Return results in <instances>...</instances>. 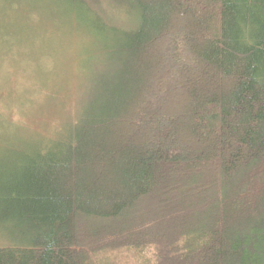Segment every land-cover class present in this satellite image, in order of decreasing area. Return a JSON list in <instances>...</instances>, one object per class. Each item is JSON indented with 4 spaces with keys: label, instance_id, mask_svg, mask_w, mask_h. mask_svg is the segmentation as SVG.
Here are the masks:
<instances>
[{
    "label": "trees",
    "instance_id": "obj_1",
    "mask_svg": "<svg viewBox=\"0 0 264 264\" xmlns=\"http://www.w3.org/2000/svg\"><path fill=\"white\" fill-rule=\"evenodd\" d=\"M45 37L89 96L0 126V264H264V0H0Z\"/></svg>",
    "mask_w": 264,
    "mask_h": 264
},
{
    "label": "rangeland",
    "instance_id": "obj_2",
    "mask_svg": "<svg viewBox=\"0 0 264 264\" xmlns=\"http://www.w3.org/2000/svg\"><path fill=\"white\" fill-rule=\"evenodd\" d=\"M47 43V37L38 40L34 48L38 49L37 53L14 48L9 56L4 57L0 52V126L5 123V128L26 127L36 122L44 129L43 123L48 122L52 134L59 126L62 114L81 111L82 105H86L88 80L83 78L84 73L80 69L76 71L77 47L60 42L57 47L47 46ZM58 47L63 55L55 50ZM63 69L65 71L61 72ZM58 89L60 93L56 94ZM55 96L58 97L59 108L53 109L49 107V102ZM60 101L68 104L64 110ZM50 113L57 117L50 118ZM7 163L8 159H0V184L5 182Z\"/></svg>",
    "mask_w": 264,
    "mask_h": 264
}]
</instances>
